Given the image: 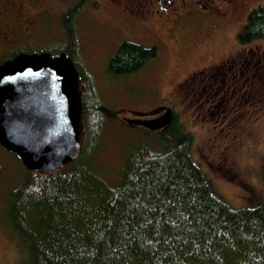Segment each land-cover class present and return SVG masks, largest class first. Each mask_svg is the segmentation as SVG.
<instances>
[{"label":"trees","instance_id":"obj_1","mask_svg":"<svg viewBox=\"0 0 264 264\" xmlns=\"http://www.w3.org/2000/svg\"><path fill=\"white\" fill-rule=\"evenodd\" d=\"M38 2L27 1L31 16L26 22L21 16L27 7L9 16H1L0 11L1 35L23 31L34 38L49 13L59 14V1L50 0L47 12L37 15L45 8ZM97 5L98 0L71 1L58 15L59 21L51 20L55 31L63 33L64 43L55 54L49 48L43 50L52 55L65 52L77 61L81 33L73 21ZM249 9L245 27L237 35L243 50L264 39V0H256ZM124 24L137 38L134 27ZM32 49H21L0 59V64L19 52L43 51ZM158 51L123 41L109 58L106 71L116 79L132 77L156 60ZM74 64L79 73L78 155L60 173L23 168L6 199L5 218L27 247V264H264V201L251 208H233L215 193L193 160L194 135L173 108L165 127L146 129L151 133L127 153L114 181L82 165L81 160L96 147L104 117L110 115L104 111L94 78L81 63ZM148 116L151 113L132 119Z\"/></svg>","mask_w":264,"mask_h":264},{"label":"rangeland","instance_id":"obj_2","mask_svg":"<svg viewBox=\"0 0 264 264\" xmlns=\"http://www.w3.org/2000/svg\"><path fill=\"white\" fill-rule=\"evenodd\" d=\"M27 1L0 0L1 16H9L26 8ZM49 1L43 3L45 8L51 5ZM58 1L56 9L60 14L73 0ZM249 6L238 8L226 21H221L219 29L213 28L211 33L205 35L201 28L198 34L200 38H191L204 39L197 41L194 46L187 44L180 52L173 50L174 43L167 42L158 33V39L166 44L163 50L158 51V58L134 76L121 79L109 77L106 71L109 58L121 42L130 41L145 47L149 45L139 39L140 35H136V38L130 33L131 30L123 23L122 13L105 0H98L96 8L89 7L79 13L73 23L77 21L80 29V47L77 61L70 58L75 68L74 61L78 65L81 63L94 78L104 111L110 115L104 117L96 147L81 160L82 165L97 171L108 181H114L127 153L149 132L143 127L128 125L123 119L146 115L160 107L173 108L194 135L193 160L215 193L233 208H251L263 202L264 39L245 45L250 47L248 50H243L244 46L237 41V35L244 29L246 16L251 10L247 11ZM59 14L53 11L49 13L44 24L36 30L34 38H29L23 31H17L10 37L2 36L0 30V59L10 57L21 49L49 48L56 51L53 54L57 53L64 38L60 29V33L55 31L53 25L56 23L51 20L59 21ZM30 16L29 11L21 16V20L26 22ZM210 18L208 15L203 20ZM101 42L110 43V47L107 48ZM196 45H200L199 48ZM249 50L255 51L262 59L255 60L258 63L250 78H240V81L248 80L247 84L243 82L235 87L211 86L201 88V93H198V88L195 94L181 82L189 71L194 70L191 69L193 66L196 69L201 64H212L210 61L215 62L227 54L236 59ZM199 52L206 58L200 57ZM187 61H192V65ZM179 86L182 91H179ZM14 162L12 155L0 148V264H27L29 259L27 247L5 220L9 190L19 182L24 172L23 167ZM66 169L68 165L54 173Z\"/></svg>","mask_w":264,"mask_h":264},{"label":"water","instance_id":"obj_3","mask_svg":"<svg viewBox=\"0 0 264 264\" xmlns=\"http://www.w3.org/2000/svg\"><path fill=\"white\" fill-rule=\"evenodd\" d=\"M78 77L64 52L20 53L0 64V145L27 170L53 172L79 153ZM170 118L165 111L155 119L124 120L153 131Z\"/></svg>","mask_w":264,"mask_h":264},{"label":"flooded vegetation","instance_id":"obj_4","mask_svg":"<svg viewBox=\"0 0 264 264\" xmlns=\"http://www.w3.org/2000/svg\"><path fill=\"white\" fill-rule=\"evenodd\" d=\"M256 0H107L116 10L122 13L121 17L123 23H129L135 29L137 35H140L141 40H144L149 46L157 47L159 50L164 49L165 43L158 39L157 34L162 38L166 37L167 42H173L180 51L184 50L187 44L195 45L201 42L194 40L191 36L197 34L196 38L201 33V28L208 32H213L214 29H219L221 21H226L233 13L240 7L247 5L252 7ZM258 1V0H257ZM44 3V2H43ZM38 2V4H43ZM248 8V9H249ZM30 10L28 7L24 10L27 13ZM38 12L37 15H43L47 12ZM224 12H226L224 14ZM31 15V13H30ZM210 15L211 20H203L205 16ZM128 19V21L126 20ZM211 26L212 28H208ZM139 28V30H136ZM178 37V38H177ZM193 41H189V40ZM200 45H196L199 48ZM166 50V48H165ZM202 52V51H201ZM199 52L200 57L206 58ZM253 54V55H252ZM245 53L236 59L230 57L228 54L217 61H210L212 64L207 63L198 65L191 72L186 74L181 82L185 87L190 88L195 94L201 93V88H208L211 86L235 87L243 82L249 83L248 80L240 81L241 77L250 78L254 73L255 64L257 59L262 57L257 56L256 53ZM192 65V61H187ZM261 67V64L258 68ZM249 71H251L249 73ZM203 80H208L207 82ZM182 84V83H181ZM205 84H209L205 86ZM156 86V82H154ZM199 88V89H198ZM198 89V90H197ZM197 90V91H195ZM194 96V95H193ZM192 96V97H193ZM220 110L222 111V105ZM164 110H161L163 112ZM160 113L148 116V119L157 118ZM20 162V161H19ZM20 166L21 162H20ZM1 171V169H0Z\"/></svg>","mask_w":264,"mask_h":264},{"label":"bare ground","instance_id":"obj_5","mask_svg":"<svg viewBox=\"0 0 264 264\" xmlns=\"http://www.w3.org/2000/svg\"><path fill=\"white\" fill-rule=\"evenodd\" d=\"M167 111H169L170 112V115H171V117H172V112H171V109H167ZM137 119H139V118H137ZM141 120H143V119H141ZM145 120H147V119H145ZM170 120H171V118H170ZM170 122V121H169ZM158 150V149H157ZM6 220V219H5ZM8 224V223H7Z\"/></svg>","mask_w":264,"mask_h":264}]
</instances>
